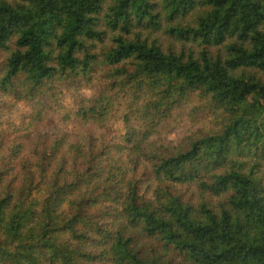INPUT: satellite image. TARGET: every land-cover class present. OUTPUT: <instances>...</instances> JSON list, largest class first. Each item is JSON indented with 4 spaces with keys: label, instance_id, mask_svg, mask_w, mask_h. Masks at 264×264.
Segmentation results:
<instances>
[{
    "label": "trees",
    "instance_id": "16d2710c",
    "mask_svg": "<svg viewBox=\"0 0 264 264\" xmlns=\"http://www.w3.org/2000/svg\"><path fill=\"white\" fill-rule=\"evenodd\" d=\"M0 264H264V0H0Z\"/></svg>",
    "mask_w": 264,
    "mask_h": 264
},
{
    "label": "rangeland",
    "instance_id": "374dc122",
    "mask_svg": "<svg viewBox=\"0 0 264 264\" xmlns=\"http://www.w3.org/2000/svg\"><path fill=\"white\" fill-rule=\"evenodd\" d=\"M192 110V107H186V112L181 114L176 128L170 134L180 136L195 129H203L202 125H207V119H210L209 111L201 109L198 112H194Z\"/></svg>",
    "mask_w": 264,
    "mask_h": 264
}]
</instances>
